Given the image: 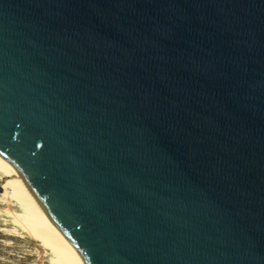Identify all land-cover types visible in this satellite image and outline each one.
<instances>
[{"label":"water","instance_id":"obj_1","mask_svg":"<svg viewBox=\"0 0 264 264\" xmlns=\"http://www.w3.org/2000/svg\"><path fill=\"white\" fill-rule=\"evenodd\" d=\"M0 155L84 264H264V0H0Z\"/></svg>","mask_w":264,"mask_h":264},{"label":"bare ground","instance_id":"obj_2","mask_svg":"<svg viewBox=\"0 0 264 264\" xmlns=\"http://www.w3.org/2000/svg\"><path fill=\"white\" fill-rule=\"evenodd\" d=\"M0 205V231L36 243L43 251L44 264H84L75 247L50 223L19 172L2 155Z\"/></svg>","mask_w":264,"mask_h":264},{"label":"rangeland","instance_id":"obj_3","mask_svg":"<svg viewBox=\"0 0 264 264\" xmlns=\"http://www.w3.org/2000/svg\"><path fill=\"white\" fill-rule=\"evenodd\" d=\"M42 254L41 248L28 238L10 236L0 231V264H44Z\"/></svg>","mask_w":264,"mask_h":264}]
</instances>
